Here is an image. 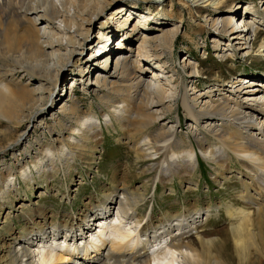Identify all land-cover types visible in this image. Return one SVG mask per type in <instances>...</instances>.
<instances>
[{"label":"bare ground","instance_id":"obj_1","mask_svg":"<svg viewBox=\"0 0 264 264\" xmlns=\"http://www.w3.org/2000/svg\"><path fill=\"white\" fill-rule=\"evenodd\" d=\"M179 1L202 11L207 6L218 9L233 0ZM262 2V16L255 6L242 11L239 5H231L228 15L206 17L207 25L215 31L212 42L217 57L228 60L234 55L247 56L258 37L264 38ZM108 6L109 0H0V115L21 125L49 113L59 127L57 135L48 138L50 145H37V152L31 157L33 160L19 161L18 178L12 179V169L0 177V198L9 197L12 205L16 182L29 185L38 172L44 178L61 170L66 174L76 158L86 155L85 149H96L102 142L103 126L116 129L115 121L141 158L157 161L151 166L148 164L146 169H158L156 179L160 187L168 186L170 191L174 188L173 179L182 169V173L194 176L199 156L215 163L214 180L220 184L234 171V166L225 165L224 160L240 163L243 168L237 175L240 187L234 189L232 196L235 199L224 204L230 220L228 232L222 235L216 229L209 233L199 229L200 224L213 214L215 207L212 205L206 210L188 206L176 212L163 210L155 218L154 212L146 215L141 210L144 211L147 204L149 190L137 195L127 179L120 178L122 182L117 180L108 192H101L96 196V203L88 204L81 214L53 211L49 215L48 207H43L38 214L28 213L26 218L33 226L13 233L0 261L5 264H253L252 258L261 251L260 238L264 229V126L260 127L258 122L259 115L264 118V100L252 95L264 92V80L239 76L229 83L226 93L218 85V88H194L190 92L184 89L182 93L179 83L173 80L174 74L167 75L170 82L167 78L168 82H162V76L168 71L165 72V63L160 61L162 53L157 52L156 37L146 25L148 15H139L141 23L129 30L132 15L122 20L128 7L121 5L107 18L112 19L111 27L94 31ZM252 12L254 19L248 20ZM121 31H125L122 37L131 35L128 37L131 44L124 47L121 38L116 48L113 37ZM161 31V44L172 56L180 25L174 23ZM226 38L227 45L235 52L230 53V49H225L226 44L223 46ZM136 41L139 45L134 49L132 44ZM88 49L93 50L85 55ZM150 58L157 60L158 69H153L148 78L149 68L144 67L147 64L144 59ZM70 66L79 70L80 78L88 88H93L101 102L100 114L85 112L74 92L57 91L62 72ZM182 68L190 78L201 73L196 62L189 58L183 60ZM34 76H38L39 86L32 90L29 86ZM181 96L180 105L189 119L188 139L178 136L176 124L166 122L168 114L178 107L177 99ZM57 108L66 120L58 119L52 112ZM100 118H103L102 123ZM177 118L180 122L179 113ZM44 120L41 119L37 126L48 130L53 137V128ZM30 126L29 122L28 128ZM37 126L32 127L36 129ZM200 131L209 135L199 136ZM25 134L26 131L13 144L22 141ZM189 135L194 137V142ZM92 152L94 155L95 151ZM125 174L128 175L126 170ZM156 179L154 185L157 187ZM145 183L151 184L150 180ZM70 197L66 193L68 201ZM2 210L0 204V217ZM35 215L42 217V224L36 221ZM121 216L128 220L125 223L130 228L138 229L137 249L129 250L126 247L129 243L125 244L123 239L112 240L109 245L106 238L100 237L112 230L130 238V228L122 227ZM95 218H109L105 220L107 226L98 227L100 243L93 238L91 221ZM48 220L52 222L48 223ZM86 227L89 228L87 231ZM88 231L94 241L81 238V242L89 246L83 254L76 253L81 250V245L72 249L70 243H77L78 236L84 232L86 235ZM34 240L46 242L35 243L34 249L31 246ZM65 242L70 243L67 246ZM62 246L66 248L56 252V248L62 249ZM90 246L94 249L92 254L88 249ZM149 249H153L152 253Z\"/></svg>","mask_w":264,"mask_h":264},{"label":"rangeland","instance_id":"obj_2","mask_svg":"<svg viewBox=\"0 0 264 264\" xmlns=\"http://www.w3.org/2000/svg\"><path fill=\"white\" fill-rule=\"evenodd\" d=\"M262 1L233 0L226 5L220 6L218 9H215V7L212 6H207L206 9L201 11L195 7H189L179 0H164L163 3L155 0H109V6L106 13L99 21L101 23H106L102 26L101 23L96 24L94 31L96 32L102 28L105 29L107 26L111 27L112 23L110 22L112 19L107 18L110 17L112 15L111 13L121 5L128 7V12L122 15L124 16L121 18L122 20L125 17L127 18L129 14L132 15L128 25L129 30L136 23H141L138 19L139 15H148L149 20L146 25L151 28V34L156 37L155 45L157 47V52L162 53L160 61L165 63V72L168 71L162 76V82H168L169 78L167 75L174 74L173 80L176 83H179L182 93L184 89H187L190 92L194 88L197 90H204L212 86L218 88L217 85L224 88L225 90L222 89V91L226 93L229 83L239 76H253L258 77L257 79L264 80V38L261 36L258 37V40L254 43L253 49L247 56L241 57L239 55H234L229 57L228 60L219 58L217 57L218 54L212 42L216 37L215 31L207 25L206 17L210 18L216 14L221 16L228 15L227 12L231 9V5H239L240 7L238 8L242 11L248 6H255V10L259 11L261 15L262 9L260 6L261 3H263ZM159 7L163 9H160ZM253 14L255 13H250L247 19H254ZM261 16H259L260 19H262ZM174 23L180 25V33L175 40L172 51L173 55L170 56L161 44V30L169 29ZM263 27L264 26L261 28ZM124 32L125 31H121L113 37V46L116 48L117 43L120 42L121 38V42H125L124 47L131 44V39L128 38L131 35L122 37V33ZM222 44L224 47L226 44L225 49H230V53L235 52L232 51L233 49L231 46L227 45V38L223 40ZM132 45L134 49H137L139 43L136 41V43ZM120 47L121 46H119V48ZM99 48L100 47L96 50ZM92 50L93 49L85 50L86 53L84 54L88 55ZM136 55L135 52L134 56ZM186 58L191 59L193 62H196V65H198L201 73L196 77L190 78L188 76L189 73L182 68L183 60ZM146 59H144V62H147V64H145L144 67L149 68V73L147 74V77L149 78L152 76L150 72L153 69H158L157 60L152 58L148 60ZM171 69L172 72H170ZM95 73L96 72H94V74ZM37 77L38 76L31 77L33 83L29 88L32 90H35L39 86V80ZM165 78L168 80H165ZM26 79H28V77H26ZM93 81L94 80H92V82ZM67 89L70 92H74L76 97L81 100L80 104H82V108L85 112L93 111L96 114H100V100L93 93V88H88V85L80 78L79 70L76 67L70 66L62 72V76L58 82L57 91H65ZM34 93L31 94L35 96L36 94ZM247 95L248 93L244 94V96ZM252 96L264 100V92L259 91ZM181 100L182 96L177 99L178 107L174 108V110L168 114L166 122L169 124H176L178 136L183 139H188V133H186V130L189 119L186 111L180 105ZM57 110L54 109L52 112L56 114L58 119L65 118L64 120H66V116L62 115L60 111ZM178 113L180 114V122L177 118ZM50 117L49 113H45L44 115H40L38 119L33 118L29 120V122L32 126H37V123L44 118V121H47L48 125L54 130L52 134L54 135L53 137L51 136V133H49L48 130L43 129V127L37 126L35 129L30 126V128H28L29 122L18 125L14 123L13 120L9 121L3 119V116L0 115V177L7 175L9 170L12 169V179L18 178L17 169L19 161L33 160L31 157L35 156L38 144L39 146L40 143L46 145L51 144L48 141V138L53 139L55 135H57L59 127L55 125V122L52 121ZM259 117L260 119H258V122L260 121V127H262L264 126V118H262V115H259ZM100 119L102 123L103 118ZM113 124L116 129L112 126L109 128L103 126L104 134L101 136L102 142L98 144L96 149H85L86 155L82 158H76L72 163L71 169L66 174L62 170L58 171L56 175L47 172L51 177L48 175L47 178H44L41 172H38L34 175L29 185H26L23 181H21V183L16 182V188L13 191L14 195H12V199H14L12 205L9 203V197L4 195L0 198V204H2L3 208L0 217V255H5L13 233H19L22 228H31L33 226V223L29 222L26 218L28 213L38 214L43 207H48V210H51L50 213H48L49 215L53 211H60L63 213L72 212L71 214L73 215L81 214L88 204L90 205L92 202L96 203L95 201L98 199L96 196H100L103 192H108L114 183L120 178L127 179L126 182L134 189V192H136L137 195L138 193L145 194L143 193L145 189L149 190L147 204L145 205L146 207L144 206V211L141 210L146 215H148V213L151 215L154 212L155 215L153 216L155 218L159 217L165 210L176 212V210L179 211V209H184L186 206L190 208L193 207L194 209L203 208L206 210V208L208 209L212 205L215 207L212 208L213 214L211 213L208 218L200 224L201 226H199V229H204L208 233L209 231L216 229V232L222 235L227 234L230 220L224 208L230 199H235L234 195L232 196V194H235L234 189L240 187L238 180L239 176H237L238 172L243 170L240 163L235 161L227 163L224 160L225 165L234 166V171L231 173L233 177L231 176L228 180H224V183L220 184V182L214 180L216 174L215 163L212 161L209 162V160L199 156L198 153L199 165H197V172L194 176H191L188 173H182V169L180 174L176 176V179H173L174 188L173 191H170L168 186L166 188L160 187L158 179H156L157 171L159 175L158 169H146L148 164L151 166L157 161L155 159L144 160V158H141L138 152L132 147L130 140L124 138V130L119 127L117 122L113 121ZM25 131L26 134L24 135L23 140L19 141V143L13 144ZM207 134V132L203 133L200 131L199 136ZM189 137L194 142V137L191 135H189ZM92 151H95L94 155H92ZM125 170L128 172V175L125 174ZM33 172L34 171H32L31 174ZM155 179L157 180V187L154 185ZM148 180L151 182L150 185L145 183ZM119 181L122 182L121 180ZM66 193L70 194L71 200L68 201L66 199ZM92 196L95 198L93 199ZM21 211H23V213ZM116 211L117 206L114 208V214ZM34 218L36 221H40V223L43 222L40 215H35ZM120 220L122 221H120L122 227L125 230H129V224L125 223L128 220H126L124 216H121ZM51 222V220H48V223ZM89 225L91 228V224ZM111 227L113 228V226ZM137 230L138 229L135 226L130 228V238L122 237L119 232L116 233V231L112 230H109L108 235L105 236L104 233L100 235V237L106 238L109 242L112 240L123 239L125 244L127 242L129 243V245L126 244V247L129 250H132V247H134V249L138 248L137 242L139 241V236ZM93 233V238L95 240L97 239L100 243L98 238L99 233L97 234V231H94ZM193 236H195V234ZM86 238L88 241L92 240L90 236L89 238ZM37 242L38 241L34 240V244H31L32 248L36 249ZM69 243L70 242H65L64 244L68 246ZM71 243L70 247L72 249L77 248V245H79L78 242L75 244ZM81 243H83L84 248L89 246L87 244L85 245V242ZM110 244L112 243L110 242L109 245ZM260 247L261 251L258 256L252 258L253 264H262L264 261V229L262 237L260 238ZM61 248L62 249H60V247L56 248V252H59V250L63 251L66 247L62 246ZM152 250L153 249H149V252L152 253ZM0 263L5 264L1 261Z\"/></svg>","mask_w":264,"mask_h":264}]
</instances>
